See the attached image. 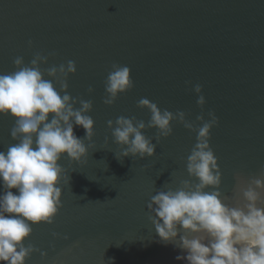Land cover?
Masks as SVG:
<instances>
[{"label":"water","instance_id":"1","mask_svg":"<svg viewBox=\"0 0 264 264\" xmlns=\"http://www.w3.org/2000/svg\"><path fill=\"white\" fill-rule=\"evenodd\" d=\"M53 51L39 67L75 62L67 92L92 101L93 147L81 162L60 159L70 177L59 183L61 207L53 223L32 225L23 241L45 255L34 251L25 264H187L175 259L186 250L160 241L147 203L157 190L194 180L185 164L196 133L171 121L172 134L153 156L118 160L107 121L115 127L116 118L134 116L147 123L140 98L195 121L201 108L192 85L201 84L204 119L209 110L218 118L209 144L221 199L242 204L237 176L245 186L251 177L264 179V0H0V74L16 70L17 56L28 65L35 53ZM113 62L130 68L134 86L107 105L104 81ZM13 125V117L0 115V151L16 143ZM142 131L154 136L156 129ZM74 133L83 137V127L74 125Z\"/></svg>","mask_w":264,"mask_h":264},{"label":"clouds","instance_id":"2","mask_svg":"<svg viewBox=\"0 0 264 264\" xmlns=\"http://www.w3.org/2000/svg\"><path fill=\"white\" fill-rule=\"evenodd\" d=\"M28 45L31 47V39ZM54 55V51L47 55L37 52L28 65L17 56L13 60L16 70L0 74V115L14 118L10 136L16 141L0 151V262L6 264H25L34 251H40L23 241L31 234L32 225L53 223L61 207L59 183L62 179L68 183L70 177L60 159L66 154L70 161L81 162L93 147L94 121L87 114L92 101L67 92V77L75 73V62L69 60L66 65L43 71L39 67ZM45 74L52 79H44ZM190 83L185 81L186 86ZM104 85L103 103L111 105L118 94L134 86L130 68L113 62ZM87 91L91 93L92 87ZM192 91L201 108L195 121L186 119L181 110H161L148 98L137 101V107L150 112L147 123L134 116L116 118L115 127L112 120L107 121L113 142L120 149L114 155L118 160L153 156L161 138L172 134L171 121L195 132L196 143L185 164L194 180H181L175 189L157 190L147 203L148 220L160 241L186 250V255L175 259L186 260L187 264H264V179L251 177L245 186L237 176L243 203L230 206L223 202L221 172L209 144L210 130L218 124V118L209 110V118L204 119L202 85H192ZM74 125L83 127V137L74 133ZM146 128H155L154 136H146L142 131ZM40 255L45 253L40 251Z\"/></svg>","mask_w":264,"mask_h":264}]
</instances>
